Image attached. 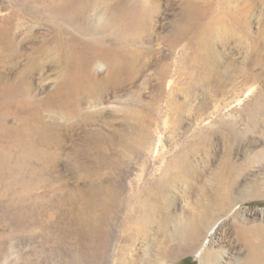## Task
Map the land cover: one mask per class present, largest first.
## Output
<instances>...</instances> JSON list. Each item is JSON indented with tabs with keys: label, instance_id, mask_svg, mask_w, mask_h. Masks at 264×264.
<instances>
[{
	"label": "bare ground",
	"instance_id": "obj_1",
	"mask_svg": "<svg viewBox=\"0 0 264 264\" xmlns=\"http://www.w3.org/2000/svg\"><path fill=\"white\" fill-rule=\"evenodd\" d=\"M37 1L36 15L52 37L17 78L0 77V264L22 258V245L29 247L28 260L38 259L42 244L55 251L53 241L72 243L78 256L100 254L94 264H171L187 255L198 264H211L214 254L205 236L232 207L217 212L223 206L218 202L222 189L213 177L220 179L224 167L214 174L213 150H229L223 164L228 170L233 147H253L264 139V114L254 107L248 114H135L131 88L150 67L147 52L138 48L152 45L154 6L147 0ZM182 2L165 40L166 58L175 56L178 67L172 70L167 61L154 71L162 99L168 78L175 77L190 92L197 88L191 76L198 69L205 83L212 80L218 67L216 44L226 47L233 40L244 48L251 37L249 0ZM261 11L260 32L264 5ZM1 53L17 54L12 29L2 22ZM55 62L64 64L60 81L40 97L28 74ZM186 71L190 83L183 79ZM122 91L130 104L120 117L116 107L102 103ZM106 108L114 114H104ZM59 120L75 124L65 127ZM64 130L76 180L64 197L41 203L30 194L33 185L22 189L24 171L30 163L59 164L52 150L62 146ZM166 132L172 134L168 146ZM201 180L204 185L195 190ZM176 187L187 200L178 216L172 213ZM244 228H235L246 250L240 264H264V233L255 242L256 230ZM69 257L75 264L81 261Z\"/></svg>",
	"mask_w": 264,
	"mask_h": 264
},
{
	"label": "rangeland",
	"instance_id": "obj_2",
	"mask_svg": "<svg viewBox=\"0 0 264 264\" xmlns=\"http://www.w3.org/2000/svg\"><path fill=\"white\" fill-rule=\"evenodd\" d=\"M147 1L154 6L151 31L153 41L151 46L145 45L143 48H138L147 52L145 58L147 57L146 60L149 61L150 67L146 72L137 75L134 86L131 88L134 92L135 103L132 105V109L135 114H248L253 107L257 109V114H264V31L260 32L261 26H259L264 0H249L253 16L251 17V39H248L244 48L235 47L233 40L229 41L226 47L219 43L216 44L217 49H215L219 52L218 67L210 82L205 83V74L198 68L197 75L191 76L193 83L197 82L195 86L197 88L191 92L187 87L184 88V85L178 84L175 77L168 78L169 85L167 82L164 85L165 98L163 99L158 94L160 93L158 91L159 76L154 74V71L167 61L172 70L178 67L175 56L171 61L166 58L169 52L165 40L167 32L171 28V22L180 12L183 0ZM38 7L37 0H0V22L5 23L8 29H12V38L17 48L15 55L0 54V77L10 80L17 78L20 72L30 64L38 49L43 47L48 39H51L52 34L44 26L39 15H36L39 11ZM148 51L150 52L148 53ZM56 62L52 65L53 67L47 63L42 70L28 74L32 80V88L40 92V97L48 94L60 81L64 64L60 65ZM189 73L186 71V78L183 77V79L190 83L192 80ZM99 74H105V70L100 71ZM239 99L243 101L238 103ZM257 102L261 105L259 111ZM129 104L128 97L122 91L118 98L109 96L102 106L116 107L115 114H119L121 117L122 114H127ZM146 105H149L150 108L147 109ZM104 114L114 113L111 109L106 108ZM73 120H59V122L66 127L75 124L76 120L75 123ZM61 134L64 136L62 146L52 150L60 159L59 164L53 166L48 163L42 165L30 163L26 165L24 171L22 189L28 184L33 185L34 188L30 194L40 197L41 203L54 200L57 196L64 197L65 189L67 188V191L71 189L76 180L68 163L70 157L69 133L64 130ZM165 134L164 144L166 142L165 145L168 146L172 134L169 132ZM257 135L260 136V134ZM240 146L233 147L235 154L232 155V167L228 170L223 164L229 150H222L223 148L220 146L216 151L213 150L212 169L214 174H217L219 170L222 171L224 167L223 178L214 180L213 177V183L216 182L215 185H219L222 189L218 202L223 206L218 207L217 212L222 215L227 208L232 207L231 212L215 227L216 229L205 236L208 239L205 244L210 245L209 252L214 254L211 264L241 263L246 250L236 234L237 226L251 229L253 233L256 230L255 242L259 241L257 236L264 233V139L253 147ZM203 185V180L195 182V190L200 189ZM175 191L177 199L172 213L174 216H178L182 209L187 208V200L182 199L177 187ZM192 199L196 200V198ZM48 208V206H44L43 209ZM50 211L54 213L55 210L50 208L47 213ZM46 232L43 231L44 234H47ZM63 244L65 245H59L57 241L50 242V245L54 246V252L50 246L44 247L42 244L39 249V258L34 260H28L30 258V255H27L29 247L22 245L23 257L10 259L3 264H75L73 258L69 257L72 255L81 260L79 264H94L102 258L100 254L91 257L88 251L84 256H78L79 251L70 247L72 243L64 242ZM66 248L70 254L63 252ZM161 264H165V261H162ZM171 264L198 263L193 255H187Z\"/></svg>",
	"mask_w": 264,
	"mask_h": 264
}]
</instances>
